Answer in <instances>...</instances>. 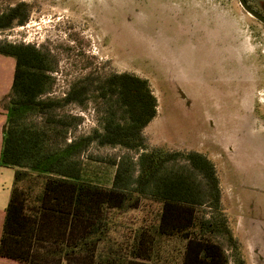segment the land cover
Listing matches in <instances>:
<instances>
[{
    "label": "rangeland",
    "instance_id": "374dc122",
    "mask_svg": "<svg viewBox=\"0 0 264 264\" xmlns=\"http://www.w3.org/2000/svg\"><path fill=\"white\" fill-rule=\"evenodd\" d=\"M246 1L264 16V0ZM18 3L27 4L28 17L0 30V41L32 44L49 55L51 85L42 98L62 99L75 82L114 72L147 79L157 101L143 130L147 149L192 150L211 160L243 263L264 264V26L237 0H0V13ZM52 115L77 117L68 136L101 130L107 116L123 117L92 92L82 106L62 104ZM140 152L93 143L83 162L107 184L113 161L135 163ZM157 209L143 199L118 215L112 238L121 243L153 221ZM197 215L211 211L202 207ZM217 242L227 264H236L227 241ZM165 252L177 261L182 244Z\"/></svg>",
    "mask_w": 264,
    "mask_h": 264
},
{
    "label": "trees",
    "instance_id": "16d2710c",
    "mask_svg": "<svg viewBox=\"0 0 264 264\" xmlns=\"http://www.w3.org/2000/svg\"><path fill=\"white\" fill-rule=\"evenodd\" d=\"M28 12L25 3L9 7L0 13V30L22 25ZM0 55L14 59L11 89L0 101L6 116L0 165L14 170L0 264H227L218 237L227 241L234 262L244 264L211 160L192 150L147 149L143 130L157 108L147 79L114 72L75 82L62 99L42 98L51 85L49 55L32 44L1 41ZM89 92L118 107L122 121L110 115L101 130L68 136L77 117L52 112L67 103L82 106ZM93 143L141 152L135 163L113 161L105 184L83 162ZM177 160L185 164L167 167ZM143 199L158 206L153 221L116 242L115 218L138 209ZM202 207L211 215L198 216ZM177 243L182 254L176 261L165 250Z\"/></svg>",
    "mask_w": 264,
    "mask_h": 264
},
{
    "label": "crops",
    "instance_id": "0c3cea01",
    "mask_svg": "<svg viewBox=\"0 0 264 264\" xmlns=\"http://www.w3.org/2000/svg\"><path fill=\"white\" fill-rule=\"evenodd\" d=\"M14 72V59L8 56L0 55V101L7 95L11 89ZM6 121V116L3 108L0 106V153L2 149L3 127ZM14 170L9 167L0 165V235L2 230V223L4 219V212L7 206ZM0 263L3 261L0 260Z\"/></svg>",
    "mask_w": 264,
    "mask_h": 264
},
{
    "label": "water",
    "instance_id": "95a60500",
    "mask_svg": "<svg viewBox=\"0 0 264 264\" xmlns=\"http://www.w3.org/2000/svg\"><path fill=\"white\" fill-rule=\"evenodd\" d=\"M241 8L248 14L250 15L253 19L258 21L260 24L264 26V16L256 12L254 9H252L246 0H237Z\"/></svg>",
    "mask_w": 264,
    "mask_h": 264
},
{
    "label": "flooded vegetation",
    "instance_id": "af4514ba",
    "mask_svg": "<svg viewBox=\"0 0 264 264\" xmlns=\"http://www.w3.org/2000/svg\"><path fill=\"white\" fill-rule=\"evenodd\" d=\"M247 2V1H246ZM249 5V4H248ZM250 6V5H249ZM241 7V6H240ZM251 7V6H250ZM252 8V7H251ZM253 9V8H252ZM257 12V11H256ZM246 13V12H245ZM260 14V13H259ZM263 16V15H262ZM258 22V21H257ZM262 25V24H261Z\"/></svg>",
    "mask_w": 264,
    "mask_h": 264
}]
</instances>
